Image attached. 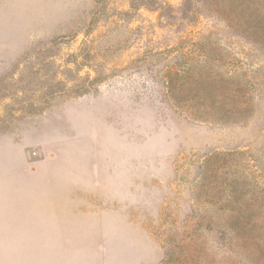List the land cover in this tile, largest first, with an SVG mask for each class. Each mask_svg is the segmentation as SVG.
<instances>
[{"label": "rangeland", "instance_id": "1", "mask_svg": "<svg viewBox=\"0 0 264 264\" xmlns=\"http://www.w3.org/2000/svg\"><path fill=\"white\" fill-rule=\"evenodd\" d=\"M0 264H264V0H0Z\"/></svg>", "mask_w": 264, "mask_h": 264}, {"label": "trees", "instance_id": "2", "mask_svg": "<svg viewBox=\"0 0 264 264\" xmlns=\"http://www.w3.org/2000/svg\"><path fill=\"white\" fill-rule=\"evenodd\" d=\"M180 72V71H179ZM177 72L176 73V77L173 78L175 79V82L174 80L172 81V79L170 80L172 85L171 87L177 89L176 87L177 86H182L185 85L187 83V75L183 76L181 73L182 72ZM179 76V77H178ZM183 76L184 78L181 79V77ZM185 79V81H184ZM247 78H243L242 79V85L243 86H246L247 87ZM183 80V81H182ZM195 99H187L186 102H193L195 101V104H192V106L188 107V110L190 111V114H193V115H198L199 113H202L201 117H205L207 120H221V118L223 116H221L220 112H219V109L221 108V104L219 101H217V99H213L211 103L207 104L206 102H203V101H199L198 98L196 97H193ZM250 97L247 98V100H249ZM225 106V104H224ZM246 112V109H240V108H237L236 112H239L241 114V116H243V112ZM230 194V200L231 201H236V195L233 194L232 192H229ZM230 223V222H229Z\"/></svg>", "mask_w": 264, "mask_h": 264}, {"label": "crops", "instance_id": "3", "mask_svg": "<svg viewBox=\"0 0 264 264\" xmlns=\"http://www.w3.org/2000/svg\"><path fill=\"white\" fill-rule=\"evenodd\" d=\"M25 207H26V206H24V207L22 208V210H24ZM22 210H21V212H20V215H21V214L26 215V214L24 213V211L22 212ZM38 211H40V208H39ZM37 218H40V219H41L40 216L36 217V219H37ZM22 219H24V220H22ZM20 220H22V223H23V224L27 223V217H25V216H22V217L20 218ZM41 220H42V219H41ZM42 222H43V221H42ZM35 223H37V222L35 221Z\"/></svg>", "mask_w": 264, "mask_h": 264}]
</instances>
